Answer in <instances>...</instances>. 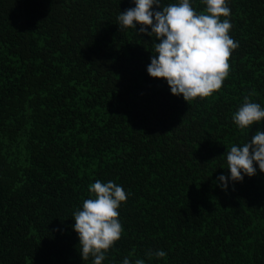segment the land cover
Segmentation results:
<instances>
[{
  "label": "trees",
  "instance_id": "obj_1",
  "mask_svg": "<svg viewBox=\"0 0 264 264\" xmlns=\"http://www.w3.org/2000/svg\"><path fill=\"white\" fill-rule=\"evenodd\" d=\"M228 6L229 74L188 104L147 73L153 38L119 29L132 0H0V264H91L72 214L96 180L128 194L102 264H264V173L215 183L264 130L232 121L264 106V0Z\"/></svg>",
  "mask_w": 264,
  "mask_h": 264
},
{
  "label": "clouds",
  "instance_id": "obj_2",
  "mask_svg": "<svg viewBox=\"0 0 264 264\" xmlns=\"http://www.w3.org/2000/svg\"><path fill=\"white\" fill-rule=\"evenodd\" d=\"M193 3L194 0H176L163 5L162 0H132L134 7L120 11L117 17L120 30L131 28L153 38L147 73L166 81L171 94L182 96L188 104L221 89L229 74L231 52L239 46L229 35V0H201L205 7L199 13ZM232 121L242 132H249L254 124L264 122V106L245 96ZM224 155L228 174H220L215 182L224 191L230 184L242 182L245 176L256 175L254 165L264 173V130L258 129L242 144H232ZM88 192L89 198L72 214V227L78 234L83 261L91 258V264H102L107 250L121 238L123 227L118 210L128 194L122 185L111 180H96L89 185ZM145 256L159 259L166 252L149 249ZM121 264L133 261L125 256ZM134 264L145 261L137 259Z\"/></svg>",
  "mask_w": 264,
  "mask_h": 264
}]
</instances>
